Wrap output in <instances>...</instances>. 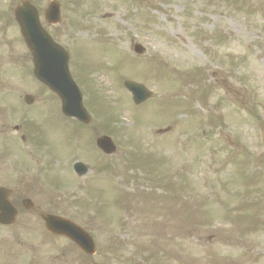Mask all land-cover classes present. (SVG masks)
I'll use <instances>...</instances> for the list:
<instances>
[{
	"label": "rangeland",
	"instance_id": "1",
	"mask_svg": "<svg viewBox=\"0 0 264 264\" xmlns=\"http://www.w3.org/2000/svg\"><path fill=\"white\" fill-rule=\"evenodd\" d=\"M60 1L62 23L50 32L71 53L94 123L78 130L77 149L68 133L74 125L47 97L39 106L53 112L42 125L48 151L34 155L64 186L20 191L93 234L98 254L84 257L89 261L264 264V232L250 230L264 227V0ZM135 42L145 53L134 52ZM20 54L13 74L27 86L22 91L36 95L22 40ZM127 79L153 97L135 105ZM5 80L11 83L12 74ZM101 134L112 136L115 155L97 149ZM76 160L91 168L77 181L70 167ZM105 164L110 169L100 172ZM26 217L21 222L31 233L15 228L0 237H20L36 252L18 249L16 258L11 251L0 264H71L70 242L49 237L41 219Z\"/></svg>",
	"mask_w": 264,
	"mask_h": 264
},
{
	"label": "water",
	"instance_id": "2",
	"mask_svg": "<svg viewBox=\"0 0 264 264\" xmlns=\"http://www.w3.org/2000/svg\"><path fill=\"white\" fill-rule=\"evenodd\" d=\"M20 23L22 34L33 51L36 76L59 95L62 101V111L66 115L77 117L83 122H88L90 116L84 108L81 92L68 70L67 54L51 42L45 32L39 28L36 18L32 17L31 14L22 17ZM136 49L138 52L143 50L139 45ZM126 86L133 92L136 103H140L150 96V93L142 85L128 81L126 82ZM98 145L108 153L115 150L114 145L108 137L99 139ZM9 193L10 191L0 188V222L7 223L14 219L15 210L7 200ZM46 221L50 230L62 235L68 234L72 236V233L68 231L72 227L68 226L65 220L48 217ZM86 235L84 241H81V245L86 251L92 252V240ZM72 238L75 239V237Z\"/></svg>",
	"mask_w": 264,
	"mask_h": 264
},
{
	"label": "flooded vegetation",
	"instance_id": "3",
	"mask_svg": "<svg viewBox=\"0 0 264 264\" xmlns=\"http://www.w3.org/2000/svg\"><path fill=\"white\" fill-rule=\"evenodd\" d=\"M20 1L18 0H0V45L4 44L7 41L8 33L9 30L13 27L12 21L5 20V16H7V13L13 12L18 3ZM1 72V71H0ZM21 94H20V89L19 85L15 84H5L2 83L0 84V124H2V129L3 131L0 132V139H4V136L8 135L5 133V124H8V122H13L15 119L21 117V115L24 113L26 114L27 112H23V107L20 102ZM36 103V100L33 102L31 105H27L26 108H31L34 106ZM27 115H24V118H26ZM17 134V133H16ZM27 135L21 136V139L26 140ZM13 139L12 144L7 143V145H10L8 148L4 146V143H1V149L2 152L4 153L5 150L11 151L15 150L16 148L13 147L17 144V139L15 141V138L11 137ZM17 170L22 171L20 168H16L14 171V174H6V170L4 169L3 166H0V183L4 184L6 179L8 178L9 180L15 179L17 182L18 180L16 179V173ZM24 172H28L23 170ZM10 172V171H9ZM7 175V176H6ZM19 182H21L19 180ZM24 182H27L25 180ZM30 182V180L28 181ZM25 197H18L17 192L15 196V203L16 206H22L21 203ZM42 211L38 209V211L31 212L33 214H41ZM28 230V229H27ZM71 264H84V260L76 259Z\"/></svg>",
	"mask_w": 264,
	"mask_h": 264
}]
</instances>
